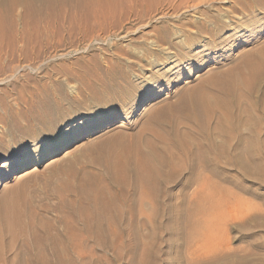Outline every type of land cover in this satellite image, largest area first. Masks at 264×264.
Listing matches in <instances>:
<instances>
[{
  "label": "rangeland",
  "instance_id": "rangeland-1",
  "mask_svg": "<svg viewBox=\"0 0 264 264\" xmlns=\"http://www.w3.org/2000/svg\"><path fill=\"white\" fill-rule=\"evenodd\" d=\"M92 1L0 0V201L35 212L36 223L45 222V229L38 228L45 237L63 234L66 223L79 226L70 215L75 197L65 193L63 201L57 192L68 179L58 166L75 161L82 177L102 172L85 163L118 131L137 132L153 110L175 102L183 89L264 44V0H172L176 10L162 0L147 3L142 15L128 14L129 0L108 9ZM240 106L234 114L244 122L231 132L242 134L245 151V142L257 147L261 164L249 170L260 181L243 176L233 159L234 166L212 177L210 195L217 223L249 227L231 230L233 239L221 244L220 254L233 256L235 264H264V83ZM231 140L233 157L238 140ZM37 162L36 174L18 176ZM200 171L192 186H184L181 177L172 183V200L185 205L166 212L164 221L173 214L185 219L186 206L201 196L202 177L209 175L206 168ZM144 207L153 212L150 201ZM4 223L0 205L1 229ZM152 225L148 215L132 222L127 212L117 224L114 246L87 239L82 246L91 254H69L68 264H149ZM0 243V264H20L29 256L22 236L2 230ZM180 254L191 256L190 250L163 244L158 264H190L178 260Z\"/></svg>",
  "mask_w": 264,
  "mask_h": 264
},
{
  "label": "bare ground",
  "instance_id": "bare-ground-1",
  "mask_svg": "<svg viewBox=\"0 0 264 264\" xmlns=\"http://www.w3.org/2000/svg\"><path fill=\"white\" fill-rule=\"evenodd\" d=\"M154 1L162 0H129L131 5L128 14L142 15L147 3ZM165 1L171 4L173 10L177 9L172 0ZM95 2V5L103 9H108L111 5L114 8L117 4V0ZM188 34L192 36V33ZM263 83L264 44L251 49L231 68L214 71L202 82L183 89L175 102L153 110L149 116L150 121L143 123L137 132L128 134L124 130L118 131L115 139L105 143L99 153L91 154L85 163L99 167L102 172H88L82 177L81 169L77 168L75 161L58 166L57 171L65 173L68 179L62 182L57 192L61 198L65 193L75 197V200L70 201V215L79 222V226L66 223L63 234L45 237L38 230L45 229V222L36 223L38 217L35 212L27 213L23 208H15V202L1 200L5 223L2 229L0 228V240L2 230H6L13 238L24 237L29 256L21 260L20 264H68L69 254H91V251H86L82 246L87 239L93 238L95 244L100 247L114 246L115 235L120 236L117 224L125 213L129 212L132 222L140 215H148L153 222L147 245L149 264H158L157 259L163 244L176 246L180 252L190 250V258L180 254L178 260L181 262L235 264L236 258L223 257L220 254L223 249L221 244L233 239L234 234L229 237L231 230L237 229L243 233L249 227L242 224L238 227L237 224L236 227L227 226L223 221L225 225L215 221L217 210L214 206V196L210 195L215 188L212 185V177L228 171L232 162L234 166V159L239 162L238 169L243 176L260 181V178L249 170L261 164L257 147L253 143L245 142L246 146L249 145L245 151L246 148L244 147V150L243 145L241 146L244 139L242 134L231 131L238 129L244 122L243 117L235 116V108L241 105L243 99L258 92ZM250 122L254 121L251 119ZM109 123L110 120H107L104 124ZM94 130L92 128L89 132ZM219 136L223 140L219 141L220 143L216 140ZM233 137L238 142L234 149L235 156L231 157ZM252 140L251 138L248 142ZM92 150L94 151V147ZM28 155L31 156V153ZM33 155L37 154L32 153ZM58 160L59 157L52 162ZM38 165L39 162L34 169H27L24 174L18 176L26 178L36 174L40 170ZM201 168H206L209 175L202 177L203 184L198 191H201V196L186 206L185 219L180 221L181 219L173 214L164 221L162 218L166 212H177L176 209H182L185 205V200H172V183L181 177L185 182L184 186H192L195 179L201 176ZM63 199L66 201V198ZM147 201L153 205L152 213L144 207ZM263 219L264 217L261 218L262 224ZM258 222L257 224L262 226ZM83 231L87 235H84ZM29 236L33 240H29ZM101 251L105 253L104 250Z\"/></svg>",
  "mask_w": 264,
  "mask_h": 264
}]
</instances>
